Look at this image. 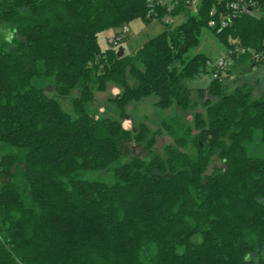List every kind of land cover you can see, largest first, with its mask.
I'll return each instance as SVG.
<instances>
[{
    "label": "trees",
    "instance_id": "1",
    "mask_svg": "<svg viewBox=\"0 0 264 264\" xmlns=\"http://www.w3.org/2000/svg\"><path fill=\"white\" fill-rule=\"evenodd\" d=\"M217 4L202 0L194 12L180 0L171 14L184 22L161 20L162 33L119 56L99 35L150 23L148 0L0 2V264H264V91L227 90L228 78L212 77L198 90L205 112L195 126L165 118L173 141L148 158L128 159L121 145L152 152L161 130L142 124L133 133L89 107L113 83L122 118L130 101L151 95L159 107L187 109L188 80L213 73L205 52L189 55L204 29L226 51L247 49L230 73L264 63L248 50L264 52V0L260 15L224 28L209 24ZM48 86L61 97L78 90L73 109ZM214 159L221 165L209 173ZM98 169H112L115 182L80 176Z\"/></svg>",
    "mask_w": 264,
    "mask_h": 264
},
{
    "label": "rangeland",
    "instance_id": "2",
    "mask_svg": "<svg viewBox=\"0 0 264 264\" xmlns=\"http://www.w3.org/2000/svg\"><path fill=\"white\" fill-rule=\"evenodd\" d=\"M254 13L260 15V9H255ZM186 20L185 15H177L172 19L171 26L174 27ZM129 38L125 39L120 46L123 47L125 53L131 54L139 49L147 40L162 33L166 29V25L161 21L152 20L150 23H145L141 19H135L129 24ZM115 35L114 30L108 29L99 35V42L102 49L110 48L113 44L110 39ZM200 44L189 52L193 55L197 52H205L210 56L212 62H216L226 53V47L220 42L219 38L210 30L204 29L200 35ZM232 39H230L231 41ZM233 41V40H232ZM212 78L211 73L201 74L198 77L188 80V85L192 88L193 101L187 109H182L177 105L169 108H162L156 104V96L151 95L143 97L137 101H130L125 108L126 116L121 117V110L114 98L119 95L121 87L116 84H109L107 89L96 92V99L90 104L91 112L97 117L107 119H119L123 122L125 128L136 133L142 124L147 125L152 131L161 130L156 136V142L153 150H149L145 144L135 142H123L121 145L122 151L128 159L135 156L148 158L153 154L164 152V147L172 143V137L166 132L162 126V121L173 114H178L183 121L192 127L195 126L197 112H205L202 101L198 98V90L202 87H208ZM246 84L253 88L254 97H258L264 91V63L260 65H240L232 71L231 75L223 86L227 90H232L237 86ZM46 92L49 96L57 97L63 108L67 111L73 109V98L79 94L78 90L73 91L66 97H61L55 87L48 86ZM198 133V130H194ZM221 165L220 159H214L209 165L208 172H212L216 166ZM82 178L89 180L104 181L109 184L115 182L114 172L109 170H87L80 174Z\"/></svg>",
    "mask_w": 264,
    "mask_h": 264
},
{
    "label": "built area",
    "instance_id": "3",
    "mask_svg": "<svg viewBox=\"0 0 264 264\" xmlns=\"http://www.w3.org/2000/svg\"><path fill=\"white\" fill-rule=\"evenodd\" d=\"M3 0H0L2 2ZM217 6H213L211 10V18L209 24L212 27H227L234 18H237L245 14H255V9H258V0H217ZM180 3V0H148L149 4V13L148 16L154 21H163L165 24L170 25L172 19L175 17L171 12L176 8ZM184 3L191 11H197L200 7L202 0H184ZM168 6V12L163 17H160L157 11L158 6ZM218 17L219 20L216 18ZM130 31L129 24H124L121 27L120 33L115 34L110 42L115 46L121 44L122 38L125 34ZM247 49L237 45L235 49H229L226 51L223 57H220L216 62L210 63L213 68L212 77L219 78L220 80H226L231 73L229 70L234 64V54L244 53ZM253 52V58L256 61H264V52H256L254 49H248Z\"/></svg>",
    "mask_w": 264,
    "mask_h": 264
},
{
    "label": "water",
    "instance_id": "4",
    "mask_svg": "<svg viewBox=\"0 0 264 264\" xmlns=\"http://www.w3.org/2000/svg\"><path fill=\"white\" fill-rule=\"evenodd\" d=\"M124 53H125L124 48L123 47H119V49H118V55L119 56H122Z\"/></svg>",
    "mask_w": 264,
    "mask_h": 264
}]
</instances>
